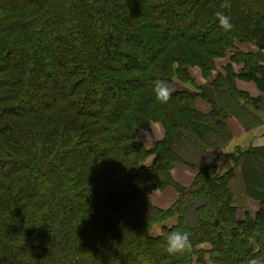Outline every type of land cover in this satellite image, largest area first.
I'll use <instances>...</instances> for the list:
<instances>
[{
  "label": "trees",
  "instance_id": "16d2710c",
  "mask_svg": "<svg viewBox=\"0 0 264 264\" xmlns=\"http://www.w3.org/2000/svg\"><path fill=\"white\" fill-rule=\"evenodd\" d=\"M237 41L264 49V0H0V264L264 257V199L239 218L230 187L246 151L202 167L188 186L172 175L187 133L216 152L233 140L224 112L201 111L204 94L175 79L193 81V67L211 75ZM239 52L240 72L229 65L216 81L234 93L239 77L264 90V64ZM161 79L166 103L153 91ZM155 122L165 135L147 148L139 135ZM169 186L178 198L155 206L151 194ZM174 231L190 233V251L168 254Z\"/></svg>",
  "mask_w": 264,
  "mask_h": 264
},
{
  "label": "crops",
  "instance_id": "0c3cea01",
  "mask_svg": "<svg viewBox=\"0 0 264 264\" xmlns=\"http://www.w3.org/2000/svg\"><path fill=\"white\" fill-rule=\"evenodd\" d=\"M240 45L244 47L239 46L238 49L236 45L239 51L258 56L264 64V49H260L253 42H240ZM226 56L216 59V69L211 75L205 76L201 68L193 67L190 70L193 81L182 82L176 79L175 82L193 92H203L204 96L200 95L197 99V106L204 113H209L213 104L221 109L226 115L223 121L233 134V140L226 148L216 152L198 144L187 134L185 139L176 144V150L182 160L174 165L172 175L179 184L188 186L202 167L221 162L227 165V157L236 148L246 151L230 180L238 215L243 208L244 217L250 213L244 209L247 207V200L258 199L260 204L264 199V90L260 89L256 82L239 77L236 78V94L226 84L216 81L218 75L226 76L225 67L228 65L237 73L243 68L242 62H232L231 58L226 62ZM155 132V142L164 137L162 124L152 125L151 133ZM153 160V156L148 158V165H151ZM178 196V189L169 186L164 190H155L150 199L155 206L168 209ZM163 225L166 226V223Z\"/></svg>",
  "mask_w": 264,
  "mask_h": 264
},
{
  "label": "clouds",
  "instance_id": "9594fccd",
  "mask_svg": "<svg viewBox=\"0 0 264 264\" xmlns=\"http://www.w3.org/2000/svg\"><path fill=\"white\" fill-rule=\"evenodd\" d=\"M220 25L227 31L231 30L233 25L230 22V18L223 13H217ZM153 91L156 99L161 102H167L171 96V90L166 80H157L154 84ZM166 249L168 254L177 255L184 254L190 251L192 248V242L190 233L187 231H174L171 232L165 240ZM248 264H264V257H253L250 258Z\"/></svg>",
  "mask_w": 264,
  "mask_h": 264
},
{
  "label": "rangeland",
  "instance_id": "374dc122",
  "mask_svg": "<svg viewBox=\"0 0 264 264\" xmlns=\"http://www.w3.org/2000/svg\"><path fill=\"white\" fill-rule=\"evenodd\" d=\"M236 45L238 46V49H240L239 48V46L240 47H244V46H241L240 45V41H237L236 42ZM237 49H230V51H228L227 52V56H226V62H228V60L231 58L232 60V62L234 61L233 59L235 58V56H236V54H239L240 52L239 51H236ZM241 51V50H240ZM263 56H264V54H263ZM259 57H261V56H259ZM229 66V65H228ZM228 66H226L225 67V73L227 74V72H226V69L228 68ZM177 79V78H176ZM176 79H175V81H176ZM179 83V82H178ZM201 89V88H200ZM202 91V90H201ZM205 93V92H204ZM202 94H203V92H202ZM155 123H157V122H155ZM154 132V131H153ZM151 129L150 130H148V131H144V132H142L140 135H139V141L140 142H142L146 147H148V148H152L154 145V142H155V140H156V132L155 133H151ZM187 134H189L192 138H194L190 133H187ZM186 134V135H187ZM194 140H195V138H194ZM196 141V140H195ZM197 142V141H196ZM198 143V142H197ZM199 144V143H198ZM145 164H147L148 165V162L146 161L145 162ZM263 170H264V168H263ZM246 203V205H247V207H245L244 209H247V210H249L250 211V213H252V214H254L257 210L256 209H258V204H259V200L258 199H255V200H250V201H246L245 202ZM244 211L245 210H243V208L240 210V212H239V218H244L243 217V215H244ZM176 219L174 218V219H171V220H169L167 223H166V226H173L174 224H176ZM164 225L163 224H158V225H156L155 226V228H154V231H153V233H154V235H159V234H161V231H162V227H163ZM200 248L201 249H211V244H209V243H204V244H202V245H200ZM206 258H207V262H208V264H213L212 263V261H211V259H210V254H207L206 255Z\"/></svg>",
  "mask_w": 264,
  "mask_h": 264
}]
</instances>
